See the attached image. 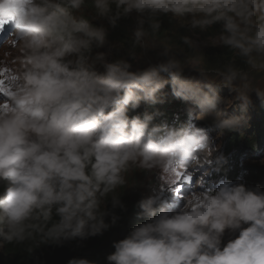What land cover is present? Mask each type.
<instances>
[{
	"label": "clouds",
	"instance_id": "1",
	"mask_svg": "<svg viewBox=\"0 0 264 264\" xmlns=\"http://www.w3.org/2000/svg\"><path fill=\"white\" fill-rule=\"evenodd\" d=\"M133 17L128 43H110ZM7 31L0 246L102 235L106 217L121 221L109 202L126 210L141 173V222L125 224L107 264H264V0H0ZM105 46L126 55L109 60ZM208 47L234 57L211 70ZM178 101L187 119L168 118ZM227 162L242 173L222 174Z\"/></svg>",
	"mask_w": 264,
	"mask_h": 264
},
{
	"label": "trees",
	"instance_id": "2",
	"mask_svg": "<svg viewBox=\"0 0 264 264\" xmlns=\"http://www.w3.org/2000/svg\"><path fill=\"white\" fill-rule=\"evenodd\" d=\"M130 27V18L122 19L117 27L113 28V31L108 34V41L110 43L115 42V44H118L117 46L126 45L130 39V33H128ZM105 49H108V46H105ZM117 49L122 56L126 55V50L116 48V51ZM205 54L209 56L206 58L205 64L211 70L221 68L223 64L234 57L233 53L220 48H211L206 50ZM107 207L117 217L122 213L120 208L112 209L110 202ZM106 222L111 226L102 235L89 237L85 240L77 238L76 240L65 242L62 246L41 245L31 253L27 252L24 246H0V264H67V261L74 257L86 258L95 262V264H105L104 259L108 255V248L112 247L114 236L121 229L122 220L120 221L119 218L115 224H112L111 216H109L106 217Z\"/></svg>",
	"mask_w": 264,
	"mask_h": 264
},
{
	"label": "rangeland",
	"instance_id": "3",
	"mask_svg": "<svg viewBox=\"0 0 264 264\" xmlns=\"http://www.w3.org/2000/svg\"><path fill=\"white\" fill-rule=\"evenodd\" d=\"M130 21H131V27L128 29V33H131V30L135 27V19H134V17L133 18H130ZM175 27H176V25L174 23H170L167 18H164L163 27H162L163 29H173ZM109 30H110V28H109ZM179 31L181 33H183V29H179ZM165 35H166V33L163 31V32H161L159 34V36L156 39L159 42H161V43H169L167 40L164 39ZM112 44H115V43L113 42ZM148 46L149 47H153L154 46V44H153V42L151 40L148 42ZM175 46L177 48L180 47L179 42H178V36L176 37V44H175ZM211 48L212 47L205 48L204 49V52L206 50H210ZM212 49H216V48H212ZM220 49H223V48H220ZM104 51L107 54V59H109V60H111L113 58V55L112 54L118 53V49L116 51V47L113 48V51H111L109 49L104 50ZM159 51H160V49H158V48L157 49H154V50H149L146 54L143 55L142 58L147 59V60H150V61H157L158 59L161 58V57L158 56V52ZM114 59H115V57L112 60H114ZM263 162H264V159H263ZM140 174L141 173H137L136 176H135V179H136V182H137V186L134 187L133 191L130 192L133 187H129V188L125 189L123 191V193L121 194L120 199H121L122 203L124 205H126V210H124L122 212V214H121V220H122V224H121V229H122L121 236L116 235L114 237L115 241H119V240H121V239H123L125 237V234H124V226H125V224L130 223L133 220H135L137 222H141V220L138 219V217H137V212L139 210L136 207L137 201L140 199L141 193L143 191V187L142 188L139 187V181L142 180L141 175H144V174H141V175ZM147 179L148 178L146 177L145 181ZM0 190H1V188H0ZM120 191H122V189ZM113 242H114V240L112 241L111 246L113 245ZM112 248L113 247H109L108 248V255L113 252V249ZM104 262H105V264H107L106 257L104 259Z\"/></svg>",
	"mask_w": 264,
	"mask_h": 264
}]
</instances>
